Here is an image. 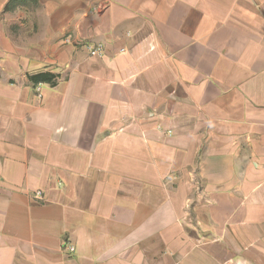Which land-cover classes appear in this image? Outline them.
I'll use <instances>...</instances> for the list:
<instances>
[{
  "label": "crops",
  "instance_id": "obj_1",
  "mask_svg": "<svg viewBox=\"0 0 264 264\" xmlns=\"http://www.w3.org/2000/svg\"><path fill=\"white\" fill-rule=\"evenodd\" d=\"M0 264H264V0H0Z\"/></svg>",
  "mask_w": 264,
  "mask_h": 264
},
{
  "label": "built area",
  "instance_id": "obj_2",
  "mask_svg": "<svg viewBox=\"0 0 264 264\" xmlns=\"http://www.w3.org/2000/svg\"><path fill=\"white\" fill-rule=\"evenodd\" d=\"M85 49L87 50L88 54L91 57H95V58H104L105 56V50L104 47L102 45H86ZM121 52H125V50H121ZM38 91V97L41 98L42 94L41 92H39V88L37 89ZM160 132H165L166 134H172L171 131H163L162 128L158 129ZM71 252L75 251V248L73 246H71L70 248Z\"/></svg>",
  "mask_w": 264,
  "mask_h": 264
}]
</instances>
